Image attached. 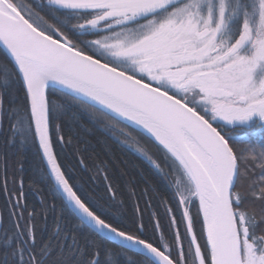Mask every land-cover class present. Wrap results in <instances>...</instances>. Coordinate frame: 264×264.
I'll list each match as a JSON object with an SVG mask.
<instances>
[{
	"label": "snow or ice",
	"instance_id": "obj_1",
	"mask_svg": "<svg viewBox=\"0 0 264 264\" xmlns=\"http://www.w3.org/2000/svg\"><path fill=\"white\" fill-rule=\"evenodd\" d=\"M82 117L144 208L63 159ZM0 156V264H264V0H0Z\"/></svg>",
	"mask_w": 264,
	"mask_h": 264
},
{
	"label": "trees",
	"instance_id": "obj_2",
	"mask_svg": "<svg viewBox=\"0 0 264 264\" xmlns=\"http://www.w3.org/2000/svg\"><path fill=\"white\" fill-rule=\"evenodd\" d=\"M82 123L86 128L76 126L72 131L73 137L72 143L67 145L63 149V159L67 161L76 171L78 177H83L85 180L93 174V171L85 170L79 166L78 159L83 157L88 169L94 170L96 165H100L106 162L110 179L114 185L119 187L123 198L125 199L124 209L127 215H131L134 212L135 197L129 195L131 190H135L136 195L140 197V206L144 208V197L140 196V191L144 187V176H153L154 174L150 169V166L146 161L138 159L132 152L126 148H122L117 144H114L110 139L103 135L97 128L88 123L86 117H82ZM87 129H91L90 131ZM10 153L14 152V149L9 150ZM24 174L27 177L32 172V165L34 164L33 154L31 152L24 154ZM20 156L9 157V163L14 167H18L15 163ZM3 166V157L0 156V167ZM28 181L25 180V188L30 204H39L38 197L46 194V188L41 185V188H45V192H36L27 187ZM88 186L90 189H95L97 192L104 187V181L102 178H97L95 183L88 180ZM3 201L0 198V205ZM163 214L162 209H156ZM147 219V212L145 213ZM51 222V217L49 218Z\"/></svg>",
	"mask_w": 264,
	"mask_h": 264
}]
</instances>
